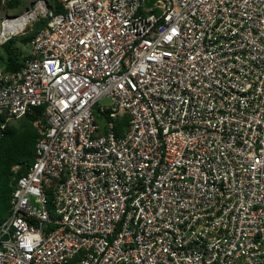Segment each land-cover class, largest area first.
Listing matches in <instances>:
<instances>
[{"label": "built area", "instance_id": "2783aa9c", "mask_svg": "<svg viewBox=\"0 0 264 264\" xmlns=\"http://www.w3.org/2000/svg\"><path fill=\"white\" fill-rule=\"evenodd\" d=\"M16 18L0 44L47 24L0 67L1 131L44 110L0 264H264V0H34L1 32Z\"/></svg>", "mask_w": 264, "mask_h": 264}, {"label": "trees", "instance_id": "16d2710c", "mask_svg": "<svg viewBox=\"0 0 264 264\" xmlns=\"http://www.w3.org/2000/svg\"><path fill=\"white\" fill-rule=\"evenodd\" d=\"M53 2V1H52ZM19 4V0L8 4L9 8H15ZM58 13H62L65 9L55 3ZM47 24L46 20L37 23L38 29H42ZM33 37L25 38L24 43H29ZM16 40L7 41L3 49L7 54V62L5 70L8 72L18 71L22 67V62L15 58L14 45ZM44 108L37 109L35 115L24 118L28 123L23 129L14 126H7L1 131L0 136V225L8 218L11 209V199L16 181L31 167L35 161L37 143L40 134L34 127L33 122L43 116ZM3 120H0L2 123ZM15 167H20L18 172L14 171Z\"/></svg>", "mask_w": 264, "mask_h": 264}, {"label": "rangeland", "instance_id": "374dc122", "mask_svg": "<svg viewBox=\"0 0 264 264\" xmlns=\"http://www.w3.org/2000/svg\"><path fill=\"white\" fill-rule=\"evenodd\" d=\"M34 0H19V4L15 8H9L8 5L5 8L0 7V34H1V23L2 20L5 18L7 15H15L19 14L25 9H27ZM39 31L37 24L33 26H29L25 32L21 33L20 35L16 37H12L13 40H16V44L14 45V51L15 53V58L18 59V61L22 62L24 58L30 56L31 54V48H30V43L31 41L27 44L24 43V39L28 37H33L37 32ZM1 40V39H0ZM5 43L0 44V67L4 68L7 62V54L5 53L3 46ZM28 123L26 120L20 119V120H13L7 123V126H14L18 129H23L24 126ZM6 126V127H7ZM16 170V168L14 169ZM18 172V171H17Z\"/></svg>", "mask_w": 264, "mask_h": 264}, {"label": "bare ground", "instance_id": "6f19581e", "mask_svg": "<svg viewBox=\"0 0 264 264\" xmlns=\"http://www.w3.org/2000/svg\"><path fill=\"white\" fill-rule=\"evenodd\" d=\"M24 21L22 18H16L14 22H8L3 26V30L0 34V39L3 40L7 35L15 33L23 28Z\"/></svg>", "mask_w": 264, "mask_h": 264}]
</instances>
